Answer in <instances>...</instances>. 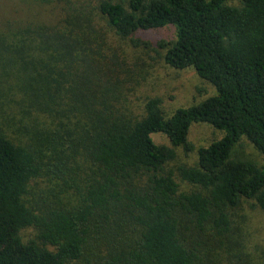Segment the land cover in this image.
I'll return each mask as SVG.
<instances>
[{
	"label": "trees",
	"instance_id": "16d2710c",
	"mask_svg": "<svg viewBox=\"0 0 264 264\" xmlns=\"http://www.w3.org/2000/svg\"><path fill=\"white\" fill-rule=\"evenodd\" d=\"M238 1L60 0L57 20L0 19V264L250 263L234 215L264 210V0ZM166 25L165 62L217 90L169 115L158 97L137 103L141 56L127 50ZM194 123L223 134L196 148ZM242 137L262 164L232 157ZM40 179L51 191L31 200Z\"/></svg>",
	"mask_w": 264,
	"mask_h": 264
},
{
	"label": "rangeland",
	"instance_id": "374dc122",
	"mask_svg": "<svg viewBox=\"0 0 264 264\" xmlns=\"http://www.w3.org/2000/svg\"><path fill=\"white\" fill-rule=\"evenodd\" d=\"M238 4V0H232ZM60 0L51 2L41 0H0V19L5 29L19 24H27L32 21H53L59 19L61 13ZM26 22V23H23ZM135 38H139L140 47L128 45L130 53L138 58L142 69V84L136 90L134 98L137 103L142 104L147 97H158L162 100V109L169 115L179 107H187L196 104L201 100L216 94V87L209 81L201 78L193 67L177 69L169 66L164 58V49L159 47L161 41H172L176 38V28L173 25H166L150 30L138 31ZM137 54V55H136ZM7 85V77L0 79V119L3 117L2 110L9 105L7 100L12 97ZM4 88V89H3ZM20 138L23 131H8ZM208 123H194L190 128L189 140L198 148L206 145L214 139L222 136ZM152 136L156 142L171 145L168 137L163 133H154ZM178 161L193 163L197 158L196 149L184 152L178 149ZM233 158L249 159L262 164L263 154L247 138L242 137L233 148ZM38 184L33 185L35 192L28 196L31 200H37L41 195L51 191V185L40 179ZM36 183V182H35ZM186 190L193 189L191 185L185 186ZM63 199H75L72 192L63 193ZM236 233L246 239L247 251L250 252L251 261L249 264H264V210L253 206L252 201H245L244 204L235 210ZM37 230L34 227H27L22 230L23 238L28 241L34 239Z\"/></svg>",
	"mask_w": 264,
	"mask_h": 264
}]
</instances>
